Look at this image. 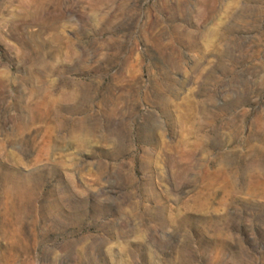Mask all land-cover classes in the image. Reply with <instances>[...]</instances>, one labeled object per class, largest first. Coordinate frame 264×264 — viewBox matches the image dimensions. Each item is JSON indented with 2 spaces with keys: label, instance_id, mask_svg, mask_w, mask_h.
Listing matches in <instances>:
<instances>
[{
  "label": "rangeland",
  "instance_id": "1",
  "mask_svg": "<svg viewBox=\"0 0 264 264\" xmlns=\"http://www.w3.org/2000/svg\"><path fill=\"white\" fill-rule=\"evenodd\" d=\"M0 264H264V0H0Z\"/></svg>",
  "mask_w": 264,
  "mask_h": 264
}]
</instances>
